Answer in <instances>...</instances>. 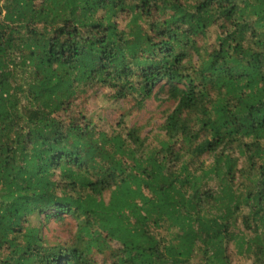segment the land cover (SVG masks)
<instances>
[{
  "label": "trees",
  "instance_id": "obj_1",
  "mask_svg": "<svg viewBox=\"0 0 264 264\" xmlns=\"http://www.w3.org/2000/svg\"><path fill=\"white\" fill-rule=\"evenodd\" d=\"M100 88L172 101L158 146ZM236 255L264 264V0H0V264Z\"/></svg>",
  "mask_w": 264,
  "mask_h": 264
},
{
  "label": "rangeland",
  "instance_id": "obj_2",
  "mask_svg": "<svg viewBox=\"0 0 264 264\" xmlns=\"http://www.w3.org/2000/svg\"><path fill=\"white\" fill-rule=\"evenodd\" d=\"M109 92L105 88L95 91L89 90L86 94L87 101L83 109L87 110L93 121L102 127H109L124 116V126H140L142 136L147 138L150 146H158V140L163 138L159 125L165 110L173 107V102L165 100V95L158 94L156 97H150L144 102V106L139 111H130L133 101L130 99L113 100L109 97ZM82 107V105L80 106ZM74 226V221L68 216L64 222L58 223L51 220L48 225L42 228V232L49 239H67ZM97 264H102L101 257L96 258ZM233 264H253L251 259L235 256Z\"/></svg>",
  "mask_w": 264,
  "mask_h": 264
}]
</instances>
